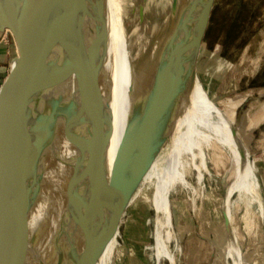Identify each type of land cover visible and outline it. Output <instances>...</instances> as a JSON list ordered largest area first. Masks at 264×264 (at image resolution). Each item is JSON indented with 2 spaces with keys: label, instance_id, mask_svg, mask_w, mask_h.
Masks as SVG:
<instances>
[{
  "label": "water",
  "instance_id": "water-1",
  "mask_svg": "<svg viewBox=\"0 0 264 264\" xmlns=\"http://www.w3.org/2000/svg\"><path fill=\"white\" fill-rule=\"evenodd\" d=\"M17 1L0 0V31L10 30L18 48L0 85V264H29L36 251L50 256L52 264H87L81 241L84 220L114 190L106 188L111 181L108 1L61 0L59 24L52 18L56 9L46 6L52 0H30L24 12L9 13ZM211 5L212 0H197L194 17L184 24H176L182 10L178 6L167 28L148 42L185 53V75L174 91L196 78ZM40 19L55 21L50 35L36 27ZM60 45L57 54L55 47ZM146 50L144 46L136 59L137 72L147 70ZM49 63H58L54 77L41 89L33 88L38 72ZM145 76L138 78L139 89L132 87L115 157L148 129ZM39 204L43 208L33 226ZM38 262L46 263L42 257Z\"/></svg>",
  "mask_w": 264,
  "mask_h": 264
},
{
  "label": "bare ground",
  "instance_id": "bare-ground-1",
  "mask_svg": "<svg viewBox=\"0 0 264 264\" xmlns=\"http://www.w3.org/2000/svg\"><path fill=\"white\" fill-rule=\"evenodd\" d=\"M29 1L19 0L12 3L8 8L9 13L24 12ZM107 1V7L114 10L113 16L117 17V13L128 15L131 13L134 18L139 19V23L145 18V11L148 9L156 8L159 13L165 10L174 13L180 6L182 10L176 24H184L194 17L197 5V0ZM48 4L56 9L52 18H57L59 24L63 17L61 0L46 2L47 7ZM155 19L153 29L134 35L131 42V45L135 46L133 53L130 51L127 33L120 28L117 19L115 25H108L109 58L111 56L126 60L124 67L114 73L110 87L106 86L111 111L107 150L108 177L118 174L119 171L120 173L113 175L115 183L106 185V188L113 186L114 190L99 205L94 213L99 220L85 236L88 245L87 261L89 264L112 263L121 245L119 237L124 215L127 208L140 196L149 199L154 209L153 240L158 245L163 243L165 236L159 233L162 223L169 225L168 231L175 240L177 233L171 208V192L176 188L195 192L197 185L203 182L205 173L210 171L209 163L219 162L224 155L228 164L220 175L223 195L217 199L224 212V222L228 229L224 245L225 256L231 260L229 264H264V250L258 251L252 260L245 256L247 243L252 240L259 222L262 221L264 224V187L258 166L233 128L231 119L215 105L200 78H194L190 85L179 91L172 90L184 78L186 56L179 48L160 49L153 43H147L155 34L157 22ZM54 23L55 21L49 19H40L36 27L45 28L43 35H50ZM165 27L167 28V25L162 28ZM116 34H121L117 41L114 40ZM54 39L49 37L50 41ZM143 45L147 47L145 54L147 70L137 72L136 59ZM61 49V45L56 46L55 53L58 54ZM129 65L133 69L123 79ZM57 66L58 63H49L41 68L35 77L33 88L41 89L46 85L54 77ZM145 74V109L150 117L148 129L142 137L147 149L138 156L137 151L133 150L128 157H124L123 153L115 157L128 120L134 95L132 87L135 89L140 87L138 85L141 79L138 78ZM1 93L2 90L0 95ZM135 144H139V141L137 140ZM216 153L217 160L214 158ZM156 175L158 179L152 182V177ZM192 176L196 177L197 185L191 180ZM111 203L113 209L110 212ZM42 208L43 204H39L32 215L33 226L39 220ZM118 219L119 230L116 233ZM174 242L170 245L172 249L169 248L168 251L165 247L160 250L156 246L152 247L155 264H163L164 261L176 264ZM39 257L45 259L44 264L53 263L50 256L36 251L29 256V264H39Z\"/></svg>",
  "mask_w": 264,
  "mask_h": 264
},
{
  "label": "rangeland",
  "instance_id": "rangeland-1",
  "mask_svg": "<svg viewBox=\"0 0 264 264\" xmlns=\"http://www.w3.org/2000/svg\"><path fill=\"white\" fill-rule=\"evenodd\" d=\"M113 13V8L108 7V25H115L117 19L120 28L127 33L131 53L135 50V46L131 45L135 34L149 32L153 29V20L157 18L154 37L159 29L167 25L172 15L169 10L159 13L156 8H152L145 11V18L139 23V19L134 18L131 13L129 15L117 13L118 18L114 15L115 18ZM7 31L11 43L16 45L11 31ZM120 36L121 34H116L114 40H119ZM143 47L144 45L140 52ZM125 61L108 57V69L112 77L124 67ZM263 67L264 0H212L198 54L196 77L201 79L215 105L231 119L233 128L258 166L261 180L264 165V94L254 95L252 86L264 82ZM132 69L133 67L129 65L123 79ZM138 141L139 144L134 143L123 153L124 157H128L133 150L137 151L138 156L147 149L143 137ZM217 153L214 155L215 160ZM227 164V157L224 155L219 162L209 163L210 171L205 173L203 182L199 185L196 183V177L192 176L191 180L197 185L198 191H183L176 188L171 192V208L177 233L175 240L168 231L169 225L166 222L168 226L162 223L159 229V233L165 236L163 243L158 245L153 240V206L149 199L144 196L138 197L124 215L119 237L121 245L111 264H155L152 247L156 246L159 250L165 247L168 251L174 241L176 264H229L231 260L226 258L224 252L228 229L224 222V212L217 199L223 195L220 175ZM118 174H112L109 183H115L113 175ZM157 179V175L153 176L152 182H156ZM112 198H115V193ZM112 209L111 203L110 212ZM98 220L99 217L94 214L88 215L84 220L81 241L85 254L88 249L85 236ZM118 230L119 219L116 233ZM247 246L245 256L248 260L256 257L258 251L264 250L262 221L259 222ZM163 264L168 262L164 261Z\"/></svg>",
  "mask_w": 264,
  "mask_h": 264
},
{
  "label": "crops",
  "instance_id": "crops-1",
  "mask_svg": "<svg viewBox=\"0 0 264 264\" xmlns=\"http://www.w3.org/2000/svg\"><path fill=\"white\" fill-rule=\"evenodd\" d=\"M17 53V47L15 43H11L8 31H0V85L9 74ZM252 89L255 92L254 95L264 94V85H258ZM261 175L264 184V165Z\"/></svg>",
  "mask_w": 264,
  "mask_h": 264
},
{
  "label": "flooded vegetation",
  "instance_id": "flooded-vegetation-1",
  "mask_svg": "<svg viewBox=\"0 0 264 264\" xmlns=\"http://www.w3.org/2000/svg\"><path fill=\"white\" fill-rule=\"evenodd\" d=\"M263 68H264V67H263ZM263 72H264V69H263ZM253 84H254V82H253ZM258 85H264V82H262V83H255V84L252 86V88L257 87Z\"/></svg>",
  "mask_w": 264,
  "mask_h": 264
}]
</instances>
